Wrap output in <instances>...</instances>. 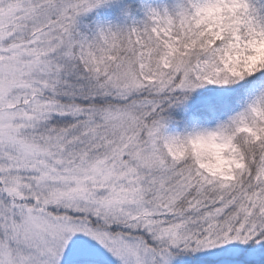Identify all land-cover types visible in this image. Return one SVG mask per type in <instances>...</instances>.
Listing matches in <instances>:
<instances>
[{"label": "snow or ice", "instance_id": "snow-or-ice-1", "mask_svg": "<svg viewBox=\"0 0 264 264\" xmlns=\"http://www.w3.org/2000/svg\"><path fill=\"white\" fill-rule=\"evenodd\" d=\"M232 39L264 0H0V264H264V57ZM212 135L226 173L167 147Z\"/></svg>", "mask_w": 264, "mask_h": 264}, {"label": "clouds", "instance_id": "clouds-1", "mask_svg": "<svg viewBox=\"0 0 264 264\" xmlns=\"http://www.w3.org/2000/svg\"><path fill=\"white\" fill-rule=\"evenodd\" d=\"M226 11L222 3L208 10L213 17H220ZM219 34V33H217ZM226 65L248 61L251 57H264V40H250L247 42L232 39L220 53ZM168 150L178 155L190 153L203 167L217 172L226 173L237 164L231 141L218 135L195 137L186 143H173L167 146Z\"/></svg>", "mask_w": 264, "mask_h": 264}]
</instances>
